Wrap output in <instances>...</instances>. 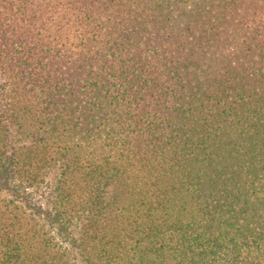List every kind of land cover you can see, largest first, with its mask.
<instances>
[{
    "label": "trees",
    "instance_id": "16d2710c",
    "mask_svg": "<svg viewBox=\"0 0 264 264\" xmlns=\"http://www.w3.org/2000/svg\"><path fill=\"white\" fill-rule=\"evenodd\" d=\"M161 1L0 0V264H264V41L214 87L228 32Z\"/></svg>",
    "mask_w": 264,
    "mask_h": 264
},
{
    "label": "rangeland",
    "instance_id": "374dc122",
    "mask_svg": "<svg viewBox=\"0 0 264 264\" xmlns=\"http://www.w3.org/2000/svg\"><path fill=\"white\" fill-rule=\"evenodd\" d=\"M50 1L53 0H34L35 5L40 6V9H43L45 4ZM54 1L67 2L69 0ZM70 1L74 2V0ZM173 1H175L174 16L177 18L176 21H178V23L187 22L186 18L181 14L180 9L185 10L186 12H188V10H191L194 16L196 11H201V8L204 6L202 10L203 12L200 15L202 16L206 14V17L203 16V19L205 18V20H203V23L201 22V19L197 21V29H202L203 36L208 35V32L212 35L213 32L220 31L221 29H223L222 32L219 33L222 38L224 37V34L228 32V35L225 36L229 37L230 42H222L221 40H219L218 42L217 39H214L212 42L213 45L211 44L212 50L209 52L211 53L210 58H214V62L211 63L213 64L212 69L217 70V73H215L214 78L219 80L216 83L213 81L214 87H218V84H221L223 87L226 85L223 81H225V79L230 76V74H227L226 69L229 68V66L231 65L236 66V68L239 70L240 76H246L247 70L248 72H250L253 67H256V70L258 69L262 61L260 60V55H256V52L257 49L258 51L259 49H262V45L258 43H262L264 41V2H262L263 0H184L183 2H180V0ZM233 1H235L236 4H234ZM217 2H219L220 4H217ZM155 3L159 4L162 3V1L111 0V2L107 4H98V6L101 7L97 10V14L100 15L101 18L110 16L112 18L113 14L118 15V17H120V15H125L129 11H132V14H130L129 16L140 17V14L143 15L149 13L148 10L150 9L146 8V6H151V8L153 9L154 5H156ZM78 5V1L73 4L72 13L77 12L76 7ZM176 8L178 10H176ZM68 12L70 14V11ZM197 17L200 16L198 15ZM113 18H115V20L119 19H116V17ZM180 25L181 23H179L178 28L174 29V33L176 34V43H179L178 41L184 43L182 49H185L187 52H189V50L193 49L194 47H197L196 41L198 39V32L195 29L191 28L192 32L188 33L186 31L181 30L180 28H182V26ZM180 33L183 34L181 38ZM194 34L197 35L194 37ZM205 43L206 41L203 38L202 45L198 47L197 50L196 48L194 49L196 50V53H198V51L201 52V47L203 48V45ZM255 44L256 48L253 51L251 48L255 47ZM173 49V56H175L176 48ZM196 56L197 55L195 54L193 61L199 63V61L196 59ZM178 57L180 56L178 55ZM201 59V61L203 62V57ZM217 61H220V65H217ZM221 62L223 63L221 64ZM224 64H226V67L224 66ZM248 67H250V69ZM198 71L199 70L197 69V75ZM199 73L200 74L198 76L200 78L198 77L194 80L192 79L193 83H197L198 79L208 82V77L205 78V75H203L201 72ZM91 149L92 147L90 146L79 153V159L81 164L83 163L82 159L86 158L89 155L87 153L91 151ZM73 177V181L77 182L75 189L78 190V188L80 189V187H82L81 181L79 179V174H76ZM118 186L120 187L118 180H113V182L109 186L108 196H110L112 192L116 193L118 191Z\"/></svg>",
    "mask_w": 264,
    "mask_h": 264
}]
</instances>
